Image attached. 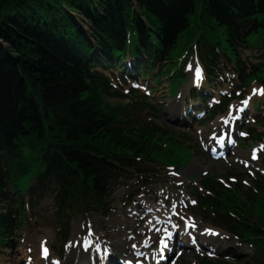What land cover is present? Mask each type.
<instances>
[{"label":"trees","instance_id":"obj_1","mask_svg":"<svg viewBox=\"0 0 264 264\" xmlns=\"http://www.w3.org/2000/svg\"><path fill=\"white\" fill-rule=\"evenodd\" d=\"M134 4L156 29L162 49L165 40L175 49L197 13L229 42L264 36V0H0V149L12 184L30 168L21 149L29 136L47 146L54 143V154L43 166H53L66 186L90 172V166L74 164L76 178L74 161H88L92 175H98L92 158L111 148L142 152L148 147L145 134L125 133L124 109L104 101L97 77L73 54L86 42L70 9L86 17L98 46L107 50L104 39L110 41L115 24L137 12ZM52 172L45 171L47 176ZM1 177L0 165L4 186ZM9 219L10 214L0 216L5 235Z\"/></svg>","mask_w":264,"mask_h":264},{"label":"rangeland","instance_id":"obj_2","mask_svg":"<svg viewBox=\"0 0 264 264\" xmlns=\"http://www.w3.org/2000/svg\"><path fill=\"white\" fill-rule=\"evenodd\" d=\"M19 1V0H18ZM70 14L72 15V17H74L75 20L78 21V24L83 28V31L86 33L88 39H92L91 36L94 34V31L92 30V25L91 23L86 20V17L84 15H82L81 13L79 12H76V11H73L70 9ZM182 42V41H181ZM183 44V43H181ZM180 46V44H178V47ZM177 46L175 47L173 51V56L171 57V61L172 63H174L176 60H174L175 58L178 59L182 56V52H178L179 48ZM171 48V47H170ZM99 56L98 53L94 54V59H97ZM174 58V59H173ZM167 63V62H166ZM256 63V62H255ZM167 65L169 66V63H167ZM156 102V105H157V101ZM107 104L111 105V106H114L116 104H120V105H125L127 103H129V100H111L110 102H106ZM255 129H257L258 132H261L262 130L260 128H258L257 126L255 127ZM176 131L178 133H180V131H182V134H189V136L191 137H194V134L191 133L192 131H184V130H180V129H176ZM196 138H197V134H195ZM257 142L254 143V145H259L260 143L264 142V137L263 138H260L257 137L256 138ZM247 145H251V143L247 144ZM245 149H247V147H245ZM249 153V152H247ZM176 160H181L183 162H187L189 160V153L187 150L185 149H182L181 152H180V156L176 158ZM204 159L203 158H197L196 160H194V162H196V164L198 165V163H203ZM205 162V161H204ZM232 162V160H231ZM227 165H230L231 163H226ZM224 166V165H223ZM221 166V165H217V166H209L214 172L216 173H223L225 171L224 167ZM261 167H264V164L262 163ZM252 199V198H251ZM6 200H2L1 197H0V214H3L4 211L6 210ZM44 212H41L40 210L39 211H36L38 213V216L40 217V220L39 222L41 223V225H36L34 227V231L35 232H38L39 230L43 231V230H48V222L45 221V217H51L52 215V209H47V210H42ZM31 213L32 212H28V219L29 221H32V216H31ZM30 215V216H29ZM253 221H256V219H253ZM17 259V258H16ZM16 259L14 257H12V261L8 262V264H18V262L16 261ZM15 260V261H14ZM7 264V262H6Z\"/></svg>","mask_w":264,"mask_h":264},{"label":"bare ground","instance_id":"obj_3","mask_svg":"<svg viewBox=\"0 0 264 264\" xmlns=\"http://www.w3.org/2000/svg\"><path fill=\"white\" fill-rule=\"evenodd\" d=\"M250 114V112H249ZM31 160L35 159V156L32 154V153H28L26 154ZM59 158V157H58ZM92 160V159H91ZM53 163H58L56 162L55 160L52 161ZM78 163H82L83 165H86V166H90L92 167L88 161H80L79 162H72L73 166L76 165V167L78 166ZM75 164V165H74ZM102 171H105V170H102ZM92 172H89L87 171L86 175H90ZM93 174V173H92ZM58 199L57 195L55 194V190L54 188L52 189H47V190H44L38 197V201L39 202H42L40 203L39 205V208L40 209H47V208H50L53 206V202H55L56 200ZM14 202L16 203L17 206H21L22 204H24L26 201H27V198L25 196H19L17 198H14L13 199ZM25 258H28V255H25ZM36 262V261H35ZM38 264L39 261H37Z\"/></svg>","mask_w":264,"mask_h":264},{"label":"snow or ice","instance_id":"obj_4","mask_svg":"<svg viewBox=\"0 0 264 264\" xmlns=\"http://www.w3.org/2000/svg\"><path fill=\"white\" fill-rule=\"evenodd\" d=\"M261 94H264V90H261ZM240 135L245 136V135H247V134H246V133H241ZM261 147L264 148V145H262ZM252 158H253V159L256 158V156H255V152H253V154H252ZM193 227H194V225H193ZM205 231H206L207 234H210V235H219V233H215V232H213V230H211V229H207V230H205ZM193 242H195V238H193ZM45 243H46V242H45ZM165 247H167V245H165ZM43 253H44L45 258H47V256H48V249H47L46 247L43 248Z\"/></svg>","mask_w":264,"mask_h":264}]
</instances>
